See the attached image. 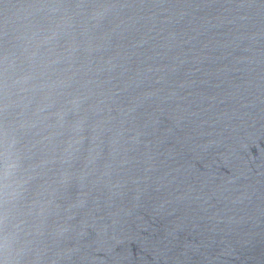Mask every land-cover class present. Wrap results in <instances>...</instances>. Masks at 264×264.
Masks as SVG:
<instances>
[{"label": "water", "instance_id": "95a60500", "mask_svg": "<svg viewBox=\"0 0 264 264\" xmlns=\"http://www.w3.org/2000/svg\"><path fill=\"white\" fill-rule=\"evenodd\" d=\"M0 264H264V0H0Z\"/></svg>", "mask_w": 264, "mask_h": 264}]
</instances>
